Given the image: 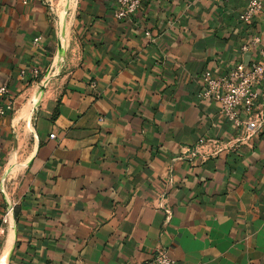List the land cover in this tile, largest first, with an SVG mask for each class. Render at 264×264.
Wrapping results in <instances>:
<instances>
[{"label":"crops","instance_id":"1","mask_svg":"<svg viewBox=\"0 0 264 264\" xmlns=\"http://www.w3.org/2000/svg\"><path fill=\"white\" fill-rule=\"evenodd\" d=\"M45 4L0 0V85L34 108L0 117V175L10 125L32 124L0 264H264V124L247 136L197 97L205 70L260 60L264 7L244 23V0H143L115 20L114 0H73L58 57Z\"/></svg>","mask_w":264,"mask_h":264},{"label":"built area","instance_id":"2","mask_svg":"<svg viewBox=\"0 0 264 264\" xmlns=\"http://www.w3.org/2000/svg\"><path fill=\"white\" fill-rule=\"evenodd\" d=\"M27 5L31 0H20ZM143 0H114L111 16L115 20L133 17ZM189 2L200 0H186ZM264 7V0H244V7L239 19L250 22L258 16ZM41 38H33V46H37ZM253 45L259 44V38L252 40ZM249 45L241 47L243 53L249 52ZM260 60L229 69L223 74H214L205 70L201 75L202 89L197 97L201 100H211L219 107L220 116L245 135L249 136L264 124V115H254V109L259 105L264 107V48L259 51ZM31 80L39 77V71L33 68ZM14 97L7 85H0V117L7 116L13 111ZM53 138L54 135H49ZM202 143V141H200ZM143 264H174L167 253L158 251L151 259Z\"/></svg>","mask_w":264,"mask_h":264},{"label":"rangeland","instance_id":"3","mask_svg":"<svg viewBox=\"0 0 264 264\" xmlns=\"http://www.w3.org/2000/svg\"><path fill=\"white\" fill-rule=\"evenodd\" d=\"M57 6L58 5L57 2H55V0H46L45 7L48 13L49 22H51L52 25L51 30L53 28L55 33H56L55 24L57 22V15H56ZM74 49L75 48L73 47V51L67 50L66 57H64L63 61L60 64L62 71L59 77L61 78L65 77L76 64V50ZM56 88H58V86H56ZM22 107H27L28 109H30L32 114L31 116L34 118L33 115L34 108L29 104H27L25 99L23 101H14L13 111L9 113L7 116H5L8 121V124L9 122L10 124H12L11 121L13 120V117ZM10 126H11L9 128L10 133L8 137L9 148L6 155L4 156L5 173L2 172V175H0V193L6 199V202H8L10 205L13 206V204H15L16 202L18 180H19V175L21 173V170L17 171L16 169L20 167L24 163L25 159L30 155L31 144H32L31 142L32 124L30 123L31 133L29 134L26 133L25 124H19L13 126L10 125ZM9 212L10 210H8L6 213Z\"/></svg>","mask_w":264,"mask_h":264},{"label":"bare ground","instance_id":"4","mask_svg":"<svg viewBox=\"0 0 264 264\" xmlns=\"http://www.w3.org/2000/svg\"><path fill=\"white\" fill-rule=\"evenodd\" d=\"M72 7H73V0H60L59 1L58 11H57V23H56L57 35L60 40L59 46H58V57H61L63 55L64 46L67 43L69 19L71 16L70 13H71ZM18 117L21 119H25V121H27L26 119L28 118V113L25 112L23 109H21L18 112ZM9 243H10V238H8L7 240V244Z\"/></svg>","mask_w":264,"mask_h":264},{"label":"trees","instance_id":"5","mask_svg":"<svg viewBox=\"0 0 264 264\" xmlns=\"http://www.w3.org/2000/svg\"><path fill=\"white\" fill-rule=\"evenodd\" d=\"M37 81L38 80H35V81L31 82V83L34 85L35 83H37ZM13 215H14V220L17 221V214H16V209L15 208L13 210Z\"/></svg>","mask_w":264,"mask_h":264}]
</instances>
